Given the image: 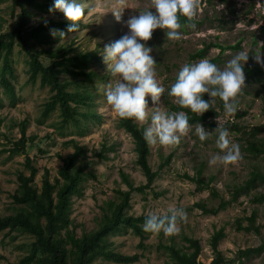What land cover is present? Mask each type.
Returning <instances> with one entry per match:
<instances>
[{
  "label": "rangeland",
  "instance_id": "rangeland-1",
  "mask_svg": "<svg viewBox=\"0 0 264 264\" xmlns=\"http://www.w3.org/2000/svg\"><path fill=\"white\" fill-rule=\"evenodd\" d=\"M52 6L53 0H36ZM85 14L75 31L69 32L67 27L64 37L47 36L40 40H32L37 49L61 50L62 58L73 57L79 52L94 51L96 43L102 46L98 51V60L92 61L88 69L96 72L90 80V88L96 92L93 109L97 119H82V129L69 124L63 126L60 110L57 109L47 118L43 117L45 104L50 100L51 92L43 87L38 79L32 82L28 72V57L24 50L15 46L11 63L14 77H9L14 87L15 97L12 98L1 84L0 77V214L11 213L14 194L18 188L17 176L20 172L29 174L26 169V156L33 157L39 169L35 182L40 188L45 171L48 170L51 181L59 173L63 164L62 157L74 152L71 140L84 146L87 153L82 159L86 179L82 184V194L75 196L73 213L67 231L64 233L81 236L98 227L102 208L109 201H121L123 193H129V210L131 215L167 214L169 208H179L184 212L183 218L176 222L177 231L166 234L162 230L152 232L140 247V238L131 231L116 233L110 236L116 251L125 255L139 254L136 264H164L169 261L165 247L176 244L178 248L187 250L185 237L198 240L202 246L199 260L209 264L214 253L210 241L216 231L225 230V238L221 240L219 249L231 261L229 264H241L236 260L239 250L255 248L264 243V202H256L264 195V184L241 191L238 199L231 202L218 215H205L195 207L197 203H206L208 207H217L222 199L232 200L235 188L245 185L251 172L256 168L264 170V158L254 156L247 151V139L252 131L259 130L258 138H264V32L262 15L264 5L260 0H196V15L192 21L181 23L178 39H168L164 30H153L150 39L145 42L151 48L150 55L154 61V77L164 87L159 101H149L147 113L156 110L178 111L179 105L173 103L168 96V88L174 82L176 73L185 63H196L201 57L192 58L199 50L207 49L206 59L217 67L223 68L225 63L237 52L244 51L248 59L244 63V85L237 96V111L230 117L223 113V102L217 97L212 104L219 115L210 121L201 123L209 131V136L200 141L194 135L195 125L183 135L179 142L172 146L150 144V164L158 173L155 182L144 191H132L122 177L127 174L134 187L147 183L146 177L136 164V153L132 137L118 122L120 117L107 104L104 96L105 85L113 80L106 64L102 60L105 45L111 44L128 31L126 21L130 16L149 9L151 0H86ZM33 15L30 26L34 27L49 20L68 21L62 12L49 8L31 7ZM19 9H13L12 0H0V33L11 30ZM113 14H120L118 22ZM70 22V21H69ZM71 42H74L71 45ZM225 46L240 45L238 49L224 53L212 44ZM70 47L68 52L64 49ZM42 59L46 61L45 57ZM70 66V65H69ZM3 59H0V73ZM70 68H72L70 66ZM87 70V68L85 69ZM73 79L63 75V79ZM182 110V109H181ZM28 121L26 135L35 138L26 145L27 154L12 155L9 151L15 141L21 138V126ZM145 127L149 120L139 122ZM229 124L241 129L231 130ZM228 129L230 142L239 145L240 158L234 163H210L213 155L222 150L215 143V127ZM88 129H87V128ZM84 134L79 132L84 131ZM246 132V134H245ZM103 153L105 157H100ZM202 173L204 186L191 181L187 176L196 178ZM213 189H215L214 195ZM252 212L257 213L254 230L247 232L249 225L246 218ZM31 238L25 235L11 240L0 234V264H14L29 253L27 244ZM70 248V246L68 247ZM236 260V261H234ZM31 264H41L37 259ZM93 264H117L96 259ZM242 264H264V251L260 255L245 258Z\"/></svg>",
  "mask_w": 264,
  "mask_h": 264
},
{
  "label": "trees",
  "instance_id": "trees-1",
  "mask_svg": "<svg viewBox=\"0 0 264 264\" xmlns=\"http://www.w3.org/2000/svg\"><path fill=\"white\" fill-rule=\"evenodd\" d=\"M260 2L264 5V0H260ZM12 4L13 9H19V12L16 14L12 29L0 33V59H3V68L0 73L1 84L5 87L6 92L14 98V87L9 77H14L11 56L17 45L25 51L28 57V72L31 81L36 82L39 79L41 86L48 87L51 92L50 100L45 104L43 110V117L47 118L52 112L59 109L64 127L73 124L81 130L82 119L88 121L98 118L96 110L92 108L96 92L90 88V80L97 74L88 67L92 61L98 60L99 50L97 49H101L102 46L100 43H96V50L79 52L73 57L64 59L60 56L61 50L37 49L32 40L50 36V29H64L71 22L52 19L31 27L30 19L33 11L30 8H50L51 5L37 3L36 0H12ZM179 21L182 24L188 22L183 16H179ZM262 21L261 31L264 32V15H262ZM76 23L80 24V21ZM73 44L74 42H71V45ZM212 46L219 48L222 53L240 47L239 44L225 46L219 43L212 44ZM208 48L199 50L192 55V58H204ZM69 50L70 47L64 49L65 52ZM42 57H45L47 62ZM86 68L87 70H85ZM63 75H68L73 79L64 80ZM202 98L207 100V94H203ZM182 110L188 114L190 125L210 121L219 115V111L212 105L201 115L192 113L187 108ZM27 125L28 121L22 123L21 138L15 141L13 148L9 150L12 155L27 154V143L35 140V138L26 135ZM118 125L132 137L136 164L146 177L147 183L134 187L127 174L122 172V177L132 191H144L152 186L158 175L150 164V144L142 136L145 126L140 125L133 118H120ZM229 125L231 130H241L235 128L233 124ZM86 128L79 133L84 134ZM258 131H252L251 137L246 140V149L252 155L264 158V138L257 137L260 133ZM70 143L73 145L74 152L62 157L63 164L54 180L51 181L48 170L45 171L40 188L35 182L39 169L34 164V158L26 156L24 164L29 174H25L23 171L18 174V188L12 194L14 206L11 213L0 214V234L10 237L11 240H15L20 235L31 238L27 244L29 253L14 264H31L37 259L41 264H93L96 259L100 258L117 264H136L140 258L139 254L132 256L122 254L116 251L113 243L110 242L111 235L131 231L140 238V247H144L145 240L152 233L142 229L143 221L147 215L135 216L128 213L129 193H123L121 201L106 203V207L102 208L103 213L98 219L97 229L85 232L81 236L64 235L71 222L73 199L82 194V184L87 174L82 165V159L87 153L85 147L74 139ZM97 155L105 157L103 153ZM187 177L198 183L199 188L204 186L205 182L201 178V172L196 178ZM257 183L264 184V170L259 168L251 172L245 185L235 188L232 200L222 199L217 207H208L206 203H197L195 207L202 210L205 215H218L231 202L238 199L241 191L255 187ZM214 190L212 192L217 195ZM254 201L264 202V195H260ZM256 219V212H252L251 216L246 218L249 223L245 228L247 232L254 230L257 234L260 233V228L256 226ZM225 235V230L220 229L212 236L210 245L214 257L209 264H229L231 262L219 249L220 242L225 238ZM184 240L188 244L187 250L178 248L174 243L165 247L169 261L164 264H205L199 260L202 251L200 242L190 237H185ZM69 246L70 248H68ZM263 251L264 243L255 248L239 250L235 259L242 264L243 259L260 255Z\"/></svg>",
  "mask_w": 264,
  "mask_h": 264
},
{
  "label": "clouds",
  "instance_id": "clouds-1",
  "mask_svg": "<svg viewBox=\"0 0 264 264\" xmlns=\"http://www.w3.org/2000/svg\"><path fill=\"white\" fill-rule=\"evenodd\" d=\"M86 0H53L49 12L53 9L63 13L71 23L67 24L69 32L78 28L77 21L86 15ZM196 0H151L149 9L130 16L124 23L128 31L111 44L105 45L102 60L113 80L104 88L107 104L120 118H133L149 123L143 128L142 136L148 144L172 146L188 133L192 126L188 114L183 110L162 111L159 106L150 114L146 112L149 101L155 104L159 101L164 87L157 83L154 77V64L150 55L151 48L147 42L153 30L160 28L168 39H178L181 35L179 16L192 21L196 15ZM119 22L120 14H113ZM53 36L64 37L62 30L50 29ZM248 54L237 52L224 65L217 67L206 58L196 63L183 64L176 73L174 82L168 88V96L173 97V103L181 109L201 115L219 98L223 104L224 116L230 117L237 111V96L244 85V63ZM207 94L205 100L203 94ZM216 146L222 150L219 155H213L210 163L229 164L240 158L239 145L230 142L228 129L223 126L215 127ZM194 135L200 141L209 136V131L201 123L194 128ZM184 212L179 208H169L167 214H148L142 224V229L149 232L163 231L172 234L177 231L176 222L183 218Z\"/></svg>",
  "mask_w": 264,
  "mask_h": 264
}]
</instances>
